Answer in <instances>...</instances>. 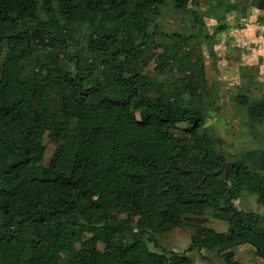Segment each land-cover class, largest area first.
Wrapping results in <instances>:
<instances>
[{
  "label": "trees",
  "instance_id": "obj_1",
  "mask_svg": "<svg viewBox=\"0 0 264 264\" xmlns=\"http://www.w3.org/2000/svg\"><path fill=\"white\" fill-rule=\"evenodd\" d=\"M252 1L264 11V0ZM189 2L199 0L173 6ZM166 4L0 0V264H194L193 248L242 264L233 248L243 244L264 258V214L235 203L248 193L264 207V148L233 161L218 148L201 54L179 33L159 31L168 44L147 29V15ZM74 35L84 43L71 53ZM42 43L52 49L40 53ZM155 59L159 74L175 68L171 88L144 71ZM234 100L254 134L264 93ZM45 137L55 147L36 175ZM182 226L194 229L188 248L159 243L157 234Z\"/></svg>",
  "mask_w": 264,
  "mask_h": 264
},
{
  "label": "rangeland",
  "instance_id": "obj_2",
  "mask_svg": "<svg viewBox=\"0 0 264 264\" xmlns=\"http://www.w3.org/2000/svg\"><path fill=\"white\" fill-rule=\"evenodd\" d=\"M186 9L178 10L173 6V0H167L166 6L161 8L159 13L147 15V29L157 32L156 42L168 44H171L173 39L164 38L159 31L179 33L189 41L186 49L193 47L201 54L209 90L205 104L206 126L213 128L224 139L218 148L228 160H238L244 150L264 148V125L252 134L247 124L246 112L239 108L234 100L238 93H244L250 101L264 93V11L258 9L252 0H199L197 5L189 2ZM25 27L31 28V24L27 23ZM73 38L74 41L66 36L67 41H70L71 53L76 49L73 45L78 47L84 43L83 36L74 35ZM40 49V53H46L52 47L49 43H42ZM67 58L69 57L63 62L76 73L73 60ZM156 63V59L152 60L144 71L155 81H162L171 88L175 81V68H169L159 74L155 70ZM99 99L98 94H93L94 102ZM135 114L139 116L138 110H135ZM181 125L186 126L189 123ZM44 143L45 156L37 164L36 175H41L42 168L48 165L55 147L47 137ZM235 203L240 209L255 210L264 214V207L258 205L254 195L245 193ZM203 218L206 225L218 231L227 229L226 222L210 216ZM193 232L192 227L182 226L156 236L166 249L182 252L189 247ZM99 247L102 248V245ZM233 251V259L242 264H264V258L250 244L235 247ZM189 255L194 264H227L223 254L215 251H199L193 248Z\"/></svg>",
  "mask_w": 264,
  "mask_h": 264
},
{
  "label": "water",
  "instance_id": "obj_3",
  "mask_svg": "<svg viewBox=\"0 0 264 264\" xmlns=\"http://www.w3.org/2000/svg\"><path fill=\"white\" fill-rule=\"evenodd\" d=\"M184 219L189 223L202 224L205 222V219L203 217L198 216H185Z\"/></svg>",
  "mask_w": 264,
  "mask_h": 264
}]
</instances>
